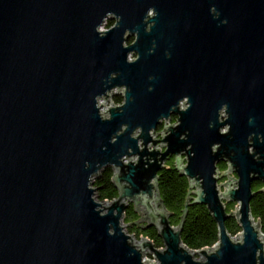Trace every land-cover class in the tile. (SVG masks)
Returning a JSON list of instances; mask_svg holds the SVG:
<instances>
[{
    "label": "water",
    "instance_id": "water-1",
    "mask_svg": "<svg viewBox=\"0 0 264 264\" xmlns=\"http://www.w3.org/2000/svg\"><path fill=\"white\" fill-rule=\"evenodd\" d=\"M170 156L191 188L177 225L157 188ZM107 166L117 196L99 200ZM254 181L264 0H0V264H264ZM190 204L216 222L210 247L181 241Z\"/></svg>",
    "mask_w": 264,
    "mask_h": 264
},
{
    "label": "trees",
    "instance_id": "trees-1",
    "mask_svg": "<svg viewBox=\"0 0 264 264\" xmlns=\"http://www.w3.org/2000/svg\"><path fill=\"white\" fill-rule=\"evenodd\" d=\"M112 25V20H107V27ZM121 96H114V102H120ZM158 171L157 188L160 198L168 211L172 212L169 221L172 225H177L182 215L188 192L189 182L186 176L181 175L175 168L174 162L169 161ZM220 170H224L226 165L224 162L218 163ZM112 169L104 167L99 176L96 177L97 198L99 200H111L117 196V191L111 182ZM264 185L261 181L252 183V190L255 191L250 200V210L255 220L258 217L261 220V231L264 232V193L259 190ZM189 191L191 188L189 186ZM190 194V193H189ZM188 194V196H189ZM226 211H231L226 204ZM139 218V213L134 210V204L130 203L125 210L123 221L129 223ZM140 224V223H138ZM225 226L231 235L240 231V227L233 216H229L225 220ZM126 230L133 233L135 237L140 235L147 236L152 239L156 247H161V239L157 236L154 227L141 228L135 223L128 225ZM181 241L191 249H200L204 246H212L217 240V225L212 218L210 212L204 204H190L184 218L180 233Z\"/></svg>",
    "mask_w": 264,
    "mask_h": 264
},
{
    "label": "rangeland",
    "instance_id": "rangeland-1",
    "mask_svg": "<svg viewBox=\"0 0 264 264\" xmlns=\"http://www.w3.org/2000/svg\"><path fill=\"white\" fill-rule=\"evenodd\" d=\"M107 20H109V19H106L105 21H104V23H103V25L100 27L101 29H106V28H108L107 27ZM113 21V20H112ZM130 39H132V38H129L128 40L129 41H131ZM126 41V43H129V41ZM131 57L133 58L134 57V54H131ZM113 94L114 95H117V91L116 90H114L113 91ZM119 94V93H118ZM233 174H229L228 176H232ZM223 180H225V177L224 178H221L220 180H219V182H221V181H223ZM226 204H228V208L230 209V210H235V204H234V202H225V205ZM230 212V211H229ZM232 213V212H231ZM233 214V213H232ZM122 221H123V219H122ZM124 222V221H123ZM127 226L128 225H126L125 226V228H127ZM128 232V231H127ZM235 235V234H234ZM234 235H232V236H234ZM146 255V257L147 258H149L150 260H152V259H154V257H153V255H152V252H148V253H146L145 254Z\"/></svg>",
    "mask_w": 264,
    "mask_h": 264
},
{
    "label": "flooded vegetation",
    "instance_id": "flooded-vegetation-1",
    "mask_svg": "<svg viewBox=\"0 0 264 264\" xmlns=\"http://www.w3.org/2000/svg\"><path fill=\"white\" fill-rule=\"evenodd\" d=\"M112 23H113V21H112ZM131 41H132V39H130ZM129 41V40H128ZM130 42V41H129ZM114 96H121L120 94H117V95H113V97ZM122 98V97H121ZM121 101H122V99H121ZM175 120H176V116L175 115H171V117H170V119L168 120V123H173V122H175ZM162 128V125H159L158 127H157V132H159L160 131V129ZM173 159H174V156H170L169 158H168V160H167V162H169V161H173ZM166 162V163H167Z\"/></svg>",
    "mask_w": 264,
    "mask_h": 264
},
{
    "label": "built area",
    "instance_id": "built-area-1",
    "mask_svg": "<svg viewBox=\"0 0 264 264\" xmlns=\"http://www.w3.org/2000/svg\"><path fill=\"white\" fill-rule=\"evenodd\" d=\"M114 91V90H113ZM113 91H112V94H111V97H110V99L106 102V106H108V105H113V104H120L121 103V101L120 102H114L113 101ZM138 238V237H137ZM144 258L146 259L147 257H146V255H144ZM147 259H149V258H147ZM150 260V259H149ZM153 260V259H152Z\"/></svg>",
    "mask_w": 264,
    "mask_h": 264
}]
</instances>
